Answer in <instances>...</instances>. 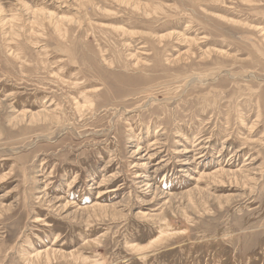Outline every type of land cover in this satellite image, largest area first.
<instances>
[{
	"label": "rangeland",
	"instance_id": "1",
	"mask_svg": "<svg viewBox=\"0 0 264 264\" xmlns=\"http://www.w3.org/2000/svg\"><path fill=\"white\" fill-rule=\"evenodd\" d=\"M0 264H264V0H0Z\"/></svg>",
	"mask_w": 264,
	"mask_h": 264
},
{
	"label": "bare ground",
	"instance_id": "2",
	"mask_svg": "<svg viewBox=\"0 0 264 264\" xmlns=\"http://www.w3.org/2000/svg\"><path fill=\"white\" fill-rule=\"evenodd\" d=\"M84 106V105H83ZM86 107V106H85ZM87 108V107H86ZM157 134V133H156ZM158 142V141H157ZM201 147V146H200ZM253 173V172H252ZM233 174V173H232ZM237 174V173H236ZM250 174V173H249ZM101 209H102V207H101ZM95 212V211H94ZM167 220V219H166ZM48 255V254H47ZM49 256H50V254H49ZM49 259V258H48Z\"/></svg>",
	"mask_w": 264,
	"mask_h": 264
}]
</instances>
